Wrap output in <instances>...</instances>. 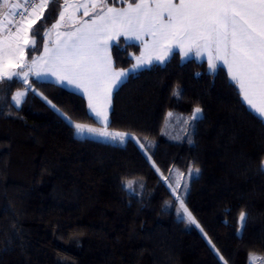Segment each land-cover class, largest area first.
Listing matches in <instances>:
<instances>
[{"label":"trees","instance_id":"1","mask_svg":"<svg viewBox=\"0 0 264 264\" xmlns=\"http://www.w3.org/2000/svg\"><path fill=\"white\" fill-rule=\"evenodd\" d=\"M60 2H50L34 27L40 34L27 60L42 53L43 32L58 19ZM138 52V45H113L115 67L130 68ZM29 83L35 91L19 107L12 97L26 89L23 81L0 83V264H250V256L264 258V175L258 171L264 122L226 69L213 72L205 61L175 53L164 64L131 72L113 93L103 130L125 133L123 143L76 133V123L101 130L84 95L58 82L31 77ZM196 107L202 111L192 139L164 137L168 113L191 116ZM154 165L164 173L199 169L185 199L199 228L169 205L172 193ZM129 181L134 188L126 187Z\"/></svg>","mask_w":264,"mask_h":264},{"label":"snow or ice","instance_id":"2","mask_svg":"<svg viewBox=\"0 0 264 264\" xmlns=\"http://www.w3.org/2000/svg\"><path fill=\"white\" fill-rule=\"evenodd\" d=\"M50 2L57 0H0V83L19 78L26 85L24 91H17L12 97L17 107L28 90L35 91L29 75L48 73L60 83L67 81L81 89L90 111L107 125L113 89L127 74L126 70L114 68L110 51L112 42L123 36L141 42L142 51L133 66L136 68L153 61L164 63L174 48L184 57L192 52L197 56L207 53L208 68L216 70L218 62L226 67L243 100L264 122V0H136L121 9L110 7L107 0H90L84 4L63 0L58 19L43 32L45 38L55 33L51 46L45 39L43 53L27 62L25 49L35 48V37L40 34L33 26L43 19ZM80 8H84L85 16L92 9L90 20L76 19L75 13ZM97 8L99 12L95 11ZM69 26L72 30L60 31ZM52 107L55 109V105ZM201 111L196 107L192 119ZM65 119L72 124L70 118ZM74 128L77 134L98 133L119 138L121 143L126 136L79 123ZM193 171L198 174L199 169H189L188 174L191 176ZM258 171L264 175V162ZM177 175L184 174L177 172ZM132 184L129 181L126 187L131 189ZM169 187L188 223L199 228L179 194V184ZM246 220V213L241 212L242 227ZM257 261L264 264V258L249 257L250 264Z\"/></svg>","mask_w":264,"mask_h":264},{"label":"rangeland","instance_id":"3","mask_svg":"<svg viewBox=\"0 0 264 264\" xmlns=\"http://www.w3.org/2000/svg\"><path fill=\"white\" fill-rule=\"evenodd\" d=\"M63 3V0H61V2H60V5ZM73 3H75V2H73ZM78 3H81V4H84V3H90V0H82L81 2H78ZM48 8H50V4H49V7ZM46 9L45 10V13H44V16H45V14H47L46 12L48 11V10H50V9ZM81 10H84V8H80L79 9V11H81ZM98 10L99 9H96L95 11L96 12H98ZM69 11H71V9L69 10ZM89 12L92 14L93 13V11H92V9L91 8H89ZM76 14V13H75ZM44 18V17H43ZM90 18H91V16H90ZM43 20V19H42ZM42 20H40V21H42ZM88 20H90L89 18H88ZM40 21H38L33 27H35ZM56 22V21H55ZM49 28H51V25L49 26V27H47L45 30H47V29H49ZM45 38V37H44ZM28 50H29V48H26L25 49V52H24V57H25V60L27 61V59H28V57H29V53H28ZM135 55H136V53H135ZM136 57H138V56H136ZM30 62V61H29ZM137 63V61H135L134 62V64L133 65H131L130 66V68H128V69H123V70H126V76L124 77V79H126V78H128V76H129V74L131 73V72H136V71H138V70H140V69H142L141 67H138V68H136V67H133L135 64ZM147 64H145L144 66H146ZM144 66H142L143 68H144ZM207 66H208V64H207ZM120 69H122V68H120ZM209 69V68H208ZM119 70V69H118ZM216 71V70H215ZM214 72V71H213ZM34 76H35V78H37V79H40V80H45V78L48 76L47 75V73H42L41 75H39V76H37V75H35L34 74ZM56 80L55 81H57V78H55ZM30 80H31V74L29 75V82H30ZM58 82V81H57ZM58 83H60V82H58ZM60 84H63V85H67L68 86V84L69 83H67V81H64L63 83H60ZM70 85V87L72 88V86H74L73 84H69ZM117 88V87H116ZM70 89V88H69ZM25 89H19V90H17V91H24ZM116 89H114L113 90V92H112V99H113V93H114V91H115ZM16 91V92H17ZM16 92H15V94H16ZM14 94V95H15ZM13 95V96H14ZM26 96H27V92H26V95L22 98V102H21V104L19 105V106H21L22 105V103H23V101H24V99L26 98ZM12 102L14 103V105H16L15 104V101L12 99ZM111 105H112V103H111ZM18 106V107H19ZM111 109V108H110ZM194 112V111H193ZM193 112H192V115H193ZM92 113V112H91ZM172 115L171 116H169L168 115V117H167V119H166V123H165V127H164V129H163V135H164V137H166L167 139H169V140H172V141H176V142H179V141H182V140H188V139H192V136H193V131H194V123H195V120L201 115V113H199L198 114V116H197V118L196 119H192V115L191 116H187V115H182V114H180V113H176V112H173V111H171L170 112ZM93 114V113H92ZM169 114V113H168ZM94 115V114H93ZM96 118V117H95ZM97 119V118H96ZM110 120V119H109ZM97 121H98V119H97ZM98 123H99V125H100V127L101 128H99V129H101L102 131L103 130H107L108 128H107V126H108V124H109V121H108V124L107 125H104L103 123H101L100 121H98ZM136 141H137V143L138 144H140V143H142L141 142V140H139V139H137L136 138ZM139 141V142H138ZM155 167H156V169H159V168H157V166L156 165H154ZM189 169H193V170H195V168H189ZM189 169L187 170L186 169V171H182V170H179V169H177V168H173V169H171L172 171L170 172V170H169V172H166V173H164V172H162V171H158V173L161 175V177H162V180L166 183V185L168 186V188L170 189V191H171V193H172V189L169 187V184H172L173 186H176L177 184H179V189H178V191H179V194L182 196V198L184 199V201H185V199H186V197H187V195H188V192H189V188H190V183H191V180L194 178V177H196L198 174L197 173H195V171H193V174L190 176L188 173H189ZM177 172H179V173H183L184 175L183 176H179V175H177ZM199 173V172H198ZM187 186V188H186V190H185V188H184V186ZM132 188H134V184H132ZM172 196H173V194H172ZM173 204H175V208H176V211H177V214H178V216L180 217V218H182V219H184V220H186L187 221V219H186V217L184 216V213H183V210L180 208V205H179V202L178 201H176L175 200V197L173 196V200L170 202V206H173ZM185 205H186V203H185ZM187 206V205H186ZM188 208V207H187ZM188 222V221H187ZM193 225V224H192ZM258 258H261V257H258ZM257 264H259V261H257Z\"/></svg>","mask_w":264,"mask_h":264},{"label":"crops","instance_id":"4","mask_svg":"<svg viewBox=\"0 0 264 264\" xmlns=\"http://www.w3.org/2000/svg\"><path fill=\"white\" fill-rule=\"evenodd\" d=\"M82 0H72V2H75V3H78V2H81ZM132 2H136V0H129V1H127V0H107V3H108V5L110 6V7H115V8H117V9H121V8H126L127 7V4L128 3H132ZM97 9H99V8H97ZM61 10V9H60ZM6 11H8V10H6ZM12 11H15L14 9H12ZM100 11V9L98 10V12ZM92 14H94V13H92ZM91 13H90V15L89 16H85L84 15V10H81V11H78V12H76V14H75V16H76V19L78 20V21H80V20H88V18L89 19H91L90 18V16L92 15ZM69 30H72V27L71 26H69V27H62L61 29H60V31H69ZM45 39H47L48 41H49V46H51V40H54L55 39V33L53 32V34H52V36H51V38H45ZM145 39H150V37H146ZM122 42H125L126 44H133V45H138L139 46V52L135 55V54H133L132 55V58H133V63H132V65L134 64V62L136 61V56H140V54H141V51H142V45H141V42L140 41H137V40H134V39H125V37H123V36H121V37H119V39L117 40V41H113L112 42V47H113V45H115V44H119V43H122ZM112 47H111V49H110V51H111V55H112ZM29 48H31V47H29ZM42 53H43V51H42ZM41 53V54H42ZM175 53H178L179 55H180V57H181V59L183 60V61H187V60H189V59H196V60H199V61H205L206 63H207V53H204V54H202V55H200V56H197L196 54H195V52H192V53H189V55L188 56H186V57H184V56H182L180 53H179V49H173V52H172V54H170V56L168 57V59L164 62V63H166ZM41 54H39V55H37L36 57H38V56H40ZM35 58V57H34ZM33 58H31L30 60H27V62H31V60H32ZM164 63H160V62H158V61H153L151 64H147L146 66H144V68H147V67H149V66H151V65H153V64H164ZM208 64V63H207ZM113 66H114V68H116L115 67V65H114V62H113ZM219 67H222L221 65H220V63L218 62V67L216 68V70L219 68ZM142 69H143V67H141ZM224 69H226V71H227V68L226 67H223ZM116 69H120V68H116ZM210 70V69H209ZM210 71H213V70H210ZM215 71V70H214ZM47 77L45 78V80H48V81H53V82H57V81H55L56 79V77L55 76H53V75H51V74H48L47 73ZM31 77H35L34 76V74H31ZM127 79V78H126ZM126 79H124V77L122 78V81H121V83L119 84V85H117V88L123 83V82H125L126 81ZM234 82V81H233ZM235 83V82H234ZM65 86L66 87H68V88H70L71 90H74V91H76V92H78V93H80V94H82V95H84V93H83V91L81 90V89H79V88H77V87H75V85L74 86H72V88L70 87V85L68 84V86L65 84ZM238 87V86H237ZM117 88H115V89H117ZM239 89V88H238ZM114 90V89H113ZM85 96V95H84ZM86 97V96H85ZM87 98V97H86ZM242 100H243V98H242ZM88 101V100H87ZM244 101V100H243ZM244 103H246L245 101H244ZM246 105H247V103H246ZM248 106V105H247ZM249 107V106H248ZM111 108V107H110ZM109 113H110V109H109ZM94 114V113H93ZM95 116V115H94ZM99 121V120H98Z\"/></svg>","mask_w":264,"mask_h":264}]
</instances>
